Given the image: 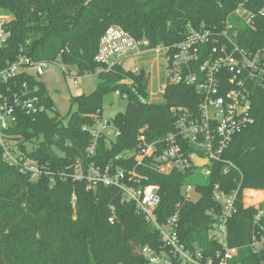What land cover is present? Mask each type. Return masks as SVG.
<instances>
[{
	"label": "trees",
	"instance_id": "16d2710c",
	"mask_svg": "<svg viewBox=\"0 0 264 264\" xmlns=\"http://www.w3.org/2000/svg\"><path fill=\"white\" fill-rule=\"evenodd\" d=\"M240 3L256 13L253 26L234 14ZM261 9L264 0H0V10L12 15L0 62L26 55L50 63L59 59L76 69L78 76L96 73L100 40L112 25L148 40L152 48L180 42L190 26L224 27L231 22L239 31V44L257 51L264 49ZM98 74L101 81L96 90L74 97L77 110L66 119L56 110L49 87L35 76L23 72L8 82L17 89L25 82L37 85L45 109L36 115L19 109L18 120L4 136L18 140L20 148L47 166L51 174L32 180L19 166L4 160L0 145V264H140L141 246L162 248L159 233L135 202L124 201L114 185L88 189L85 179L74 177L76 164L79 161L84 171L92 162L103 168L110 164L113 171L133 169L136 162L130 154L139 150L141 131L145 129L150 143L163 140L176 130L174 109L198 110L200 94L192 86L170 85L164 101L154 102L149 100L144 71L135 75L119 64ZM125 79L133 81L121 84ZM117 90L128 94L126 110L111 118L120 135L109 144L101 139L96 153L89 156L92 135L84 127L94 125L93 116L104 113L107 97ZM253 106L256 122L235 135L225 151L224 157L236 166L228 173L222 162H214L212 175L205 178L192 177L195 167L191 173L160 174L137 166L149 177L145 183L160 185V220L174 213L185 183L196 185L202 197L184 204L180 235L186 244L206 253L219 247L211 235L217 218L208 213L220 208L212 196L213 185L219 182L229 192L239 186L242 190L264 188V87L254 88ZM28 143L33 150H27ZM240 197L228 222L229 245L239 248L235 262L264 264V251L255 253L250 247L257 208L245 207L242 192ZM112 205L118 217L114 222L109 220Z\"/></svg>",
	"mask_w": 264,
	"mask_h": 264
},
{
	"label": "built area",
	"instance_id": "2783aa9c",
	"mask_svg": "<svg viewBox=\"0 0 264 264\" xmlns=\"http://www.w3.org/2000/svg\"><path fill=\"white\" fill-rule=\"evenodd\" d=\"M260 12L263 13L264 9ZM234 14L244 19L247 24L254 25L256 13L244 4L240 3ZM11 19L12 15L1 11L0 48L6 44L10 36L6 27ZM238 37L239 31L235 29L233 23L227 22L224 27L190 26L188 33L180 42L171 45L160 44L152 48L149 47L148 40L135 38L120 25L110 26L100 40L96 55L100 67L96 73L107 72L116 65H123L124 59L128 57L137 59L139 56L154 52L156 56L151 64L155 66L158 76L159 70L164 68L162 70L166 81L160 90L163 96L170 85L176 84L192 86L200 94L198 110L185 107L174 109L177 117L176 130L168 133L163 140L150 143L143 133L145 129L141 131L138 136L139 150L130 154L134 156L136 162L133 169L126 171L117 168L113 171L110 164L103 168L92 162L84 171L79 161L76 164L75 179H85L88 189H94L102 184L118 187L123 200L135 202L147 222L159 233L163 242L162 248L152 245L141 246L138 249L142 260L140 264H240L235 262L239 256V248L229 245L228 222L237 211L241 192L244 206L257 208L256 227L250 247L255 253L264 251V208L261 207L264 195L259 194L255 188L242 190L239 186L229 192L219 182L213 185L212 196L220 208L217 210L213 208L208 213L217 218L211 235L219 247L211 253H206L199 247L186 244L180 235L184 204L198 201L202 197L196 185L192 182L185 183L182 187V200L176 203L174 213L160 220L158 214L162 202L160 185L145 183L149 177L137 170V166H147L160 174H171L174 171L189 173L195 167L191 175L198 173L199 170L205 177H210L214 171V162L224 163V173L236 167L231 160L224 157L225 151L235 135L256 122L253 92L257 86L264 87V49L249 51L239 44ZM56 61L61 63L59 59ZM146 63L147 59L143 64ZM49 65L48 61H34L26 55L7 60L3 64L0 62V145L3 148V158L8 163L19 166L32 180L50 176L51 173L38 159L27 155L20 148L18 140H7L4 134L18 120L19 109L36 115L45 107L37 93V85L31 87L25 82L17 89L8 85V82L23 72L36 78L42 76ZM62 66L68 75L75 78L78 76L76 69L64 64ZM144 66L137 64L129 71L135 75L144 71L148 78L149 97L154 96L156 94L150 91V84L155 79L154 67L145 69ZM132 81L130 79V84ZM74 83L77 85L76 79ZM116 94L128 100V94L120 90H117ZM93 117L94 125L84 127L92 135V142L87 149L89 156L96 153L101 139H105L109 144L120 135L111 118L105 119L104 113ZM27 146L28 151L33 150L31 143ZM192 153L206 158L207 164L195 166L191 159ZM247 194L255 199L250 201ZM111 211L109 220L114 222L118 218L115 205L111 206Z\"/></svg>",
	"mask_w": 264,
	"mask_h": 264
},
{
	"label": "rangeland",
	"instance_id": "374dc122",
	"mask_svg": "<svg viewBox=\"0 0 264 264\" xmlns=\"http://www.w3.org/2000/svg\"><path fill=\"white\" fill-rule=\"evenodd\" d=\"M1 13V10H0ZM10 14V13H9ZM11 15V14H10ZM156 54L154 52L149 53L146 56H139L137 59L128 57L124 59L123 65L124 68L127 70H132L137 64L145 65V69H152V60H154ZM147 59V63L143 64L144 60ZM154 67V78L152 83L150 84V91L154 92L156 95L150 96L149 100L154 102H163L164 96L160 93L161 85H163L166 81L164 77L163 70L164 68L160 69V75L158 76ZM39 81L45 83L48 87H52L49 89L51 99L55 105L56 110L58 113L66 119L68 115L77 110V104L74 102V97L80 94H91L93 93L98 84L101 81L100 75L98 73H87L84 75H79L76 78L72 75H68L61 63L57 61L51 62L45 74L42 76H37ZM77 80V85H75L74 80ZM64 96H67L68 99H65ZM128 106V100L122 99L119 97L116 92L111 93L106 100L105 107H104V117L105 119L112 118L115 114L119 111L126 110ZM202 176L205 178L204 175L198 170V173L192 175V177ZM259 194L264 195V188L263 189H256ZM257 194V192H256ZM248 195V194H247ZM250 201L254 200L255 198H251L249 195L248 197Z\"/></svg>",
	"mask_w": 264,
	"mask_h": 264
},
{
	"label": "water",
	"instance_id": "95a60500",
	"mask_svg": "<svg viewBox=\"0 0 264 264\" xmlns=\"http://www.w3.org/2000/svg\"><path fill=\"white\" fill-rule=\"evenodd\" d=\"M121 84L129 85L130 84V80L129 79H125V80L121 81ZM49 89H52V87L50 86ZM64 97H65V99H68L67 96H64ZM191 159H192V161H193L195 166H204L208 162V160L206 158L203 159L196 153H192L191 154Z\"/></svg>",
	"mask_w": 264,
	"mask_h": 264
}]
</instances>
